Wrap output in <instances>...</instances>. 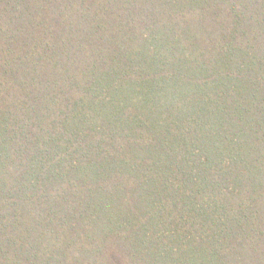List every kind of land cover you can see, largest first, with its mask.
<instances>
[{"label":"trees","instance_id":"trees-1","mask_svg":"<svg viewBox=\"0 0 264 264\" xmlns=\"http://www.w3.org/2000/svg\"><path fill=\"white\" fill-rule=\"evenodd\" d=\"M83 244L264 264V0H0V264Z\"/></svg>","mask_w":264,"mask_h":264},{"label":"rangeland","instance_id":"rangeland-1","mask_svg":"<svg viewBox=\"0 0 264 264\" xmlns=\"http://www.w3.org/2000/svg\"><path fill=\"white\" fill-rule=\"evenodd\" d=\"M254 162H252L251 163V165L253 164ZM15 165H23V164H19V162L18 163H16ZM27 165H32L31 163H25L24 165H23V167H25V170L27 171H29V167L30 166H27ZM96 174L98 175V176H96V178L93 180V182L94 181H96L97 179H99L101 176H102V172H96ZM84 183V182H83ZM132 197H134V196H132ZM138 200H139V198H138ZM130 230V229H129ZM43 233V232H42ZM41 233V234H42ZM129 233L130 234H135L134 232H130L129 231ZM128 233V234H129ZM125 235V234H124ZM113 236H117V237H111V239H112V242L113 243H126L129 247H130V244H132V241H136V239H134L135 237H137V235L135 234V235H132V236H129L128 238L127 237H124V236H122V234L120 235V234H114ZM139 241V240H138ZM105 243V242H104ZM123 244H121V245H123ZM138 247L139 248H145V244H138ZM80 248H81V250H80V253L82 254L81 256H82V259H80V261H81V264H85V263H89V262H86V261H84V260H86V257H88V255H89V253H88V247L87 246H85L84 244L83 245H80ZM131 248V247H130ZM169 253H165V254H163L162 256H160V255H158V253H156L155 254V256H157L155 259H156V262H158L159 264H191V260H192V256L190 255V253L188 252V253H186L185 255H183V256H181V257H179L180 258V260H181V262L180 263H178V261H177V256H175V255H173V254H169ZM160 256V257H159ZM98 264H101V262H98Z\"/></svg>","mask_w":264,"mask_h":264}]
</instances>
